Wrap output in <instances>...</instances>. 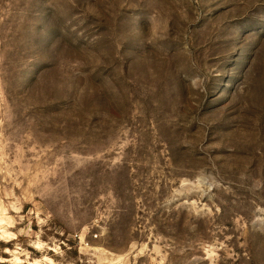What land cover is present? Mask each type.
I'll return each mask as SVG.
<instances>
[{
  "label": "rangeland",
  "instance_id": "374dc122",
  "mask_svg": "<svg viewBox=\"0 0 264 264\" xmlns=\"http://www.w3.org/2000/svg\"><path fill=\"white\" fill-rule=\"evenodd\" d=\"M0 259L264 264V0H0Z\"/></svg>",
  "mask_w": 264,
  "mask_h": 264
},
{
  "label": "bare ground",
  "instance_id": "6f19581e",
  "mask_svg": "<svg viewBox=\"0 0 264 264\" xmlns=\"http://www.w3.org/2000/svg\"><path fill=\"white\" fill-rule=\"evenodd\" d=\"M7 253V252H6ZM0 261L2 262L3 260L0 259ZM5 263V262H4Z\"/></svg>",
  "mask_w": 264,
  "mask_h": 264
}]
</instances>
